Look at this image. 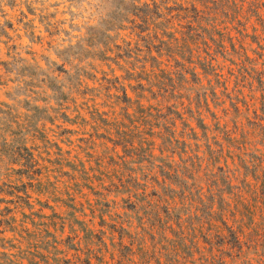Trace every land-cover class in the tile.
I'll list each match as a JSON object with an SVG mask.
<instances>
[{"label": "rangeland", "instance_id": "1", "mask_svg": "<svg viewBox=\"0 0 264 264\" xmlns=\"http://www.w3.org/2000/svg\"><path fill=\"white\" fill-rule=\"evenodd\" d=\"M175 1L181 3L154 0L159 7H175ZM145 3L152 6L153 1L0 0V214L9 209L17 219L18 211L55 212L65 218L72 211L69 205L82 209L87 216L74 215L84 220L92 207L122 213V195L115 187L131 178L156 186L150 179L160 182L170 168L180 169L179 178L192 193L221 192L231 203L233 194L248 199L261 193L264 88L256 81L236 80L233 58L213 45L210 56L199 44L184 46L169 62L164 55L157 57L158 38L152 37L150 26L142 32L147 26L134 16ZM260 13L264 19V7ZM261 30L251 18L247 34ZM261 44L246 38L249 60L244 66L264 79ZM189 50L213 63L207 74ZM164 53L172 55V50ZM150 55L169 71L184 73L196 66V76L185 73L174 79L176 94L182 97L178 101L186 106L179 109L184 120L177 121L176 131L186 136L176 134L174 153H160L156 140L153 157L147 149L152 115L149 109L147 114L135 113L134 100L143 94L144 105L158 102L163 107L175 98L159 95L164 81L155 78L160 73ZM140 85L152 92L141 91ZM187 109L201 111L205 129L187 119ZM139 137L145 139L141 155L122 160L124 153L115 143L124 138L139 147ZM97 221L93 219V228Z\"/></svg>", "mask_w": 264, "mask_h": 264}, {"label": "trees", "instance_id": "2", "mask_svg": "<svg viewBox=\"0 0 264 264\" xmlns=\"http://www.w3.org/2000/svg\"><path fill=\"white\" fill-rule=\"evenodd\" d=\"M152 1V6L145 3L137 7L139 12L134 16L147 26L142 32L149 31L150 26L152 37L158 38L160 45L154 50L157 57L164 55L169 62L179 49L184 46L191 49V45L199 44L205 47L202 52L210 56L213 51L209 50L213 45L221 50L222 55L233 58L231 64L238 71L234 75L236 80L256 81L264 88L261 73L258 77L255 69L247 70L244 66L249 57L243 45L247 37L257 46L264 42V19L260 13L264 2L180 0L179 4L175 1V7H159ZM162 9L165 12H161ZM251 18L260 23L261 33L247 34ZM151 48L148 43L147 51L150 53ZM168 48L172 55L164 53ZM192 52L189 50L187 53L196 58L207 74L206 70L213 63H207L200 53L195 56ZM157 57L150 55L156 63L152 67L160 73L155 78L163 77L164 81V88H160L163 92L159 95L166 99L175 98V101L161 107L158 102L144 105L143 94L134 100L135 113L141 114L149 109V115H152L149 116L151 141L147 142L150 157L154 156L156 140H159L157 150L160 153L169 149L174 153L173 143L179 142L176 134L185 138L183 132L176 131L177 121L184 120L180 110L186 106L183 101H178L182 97L176 94L179 88L175 86L174 79L184 78L185 73L196 76V66L189 71L183 70L184 73L169 71L160 67L163 61H158ZM140 90L152 92L151 88L144 89L143 85H140ZM123 96L129 100L125 93ZM186 100L190 106L191 99ZM187 113V119H193L197 128L205 129L199 109H187ZM143 138L139 137V147L124 138L115 143L124 153L120 158L125 160L132 157L131 154L139 157ZM182 154L189 156L185 151ZM179 157L184 160L182 155ZM179 174V168H170L165 176L161 175L160 182L150 179L157 187L149 186L148 179L140 178H131L132 181L127 182L128 187L120 183L115 188L116 194L122 195L119 197L123 204L122 213L110 214L92 207L90 218L84 220L74 215L78 212L83 218L87 216L82 209L69 205L72 211L66 213L65 218L55 212L44 215L38 211H18L21 217L17 219L15 212L6 209L5 214H0V264H264V187L261 193H253L248 199L233 194L231 203L221 192L207 195L186 191ZM111 203L117 204L115 201ZM95 218L98 221L93 228Z\"/></svg>", "mask_w": 264, "mask_h": 264}]
</instances>
